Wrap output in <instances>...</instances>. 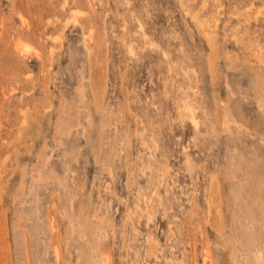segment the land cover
Listing matches in <instances>:
<instances>
[{"label": "rangeland", "instance_id": "rangeland-1", "mask_svg": "<svg viewBox=\"0 0 264 264\" xmlns=\"http://www.w3.org/2000/svg\"><path fill=\"white\" fill-rule=\"evenodd\" d=\"M0 264H264V0H0Z\"/></svg>", "mask_w": 264, "mask_h": 264}, {"label": "bare ground", "instance_id": "bare-ground-1", "mask_svg": "<svg viewBox=\"0 0 264 264\" xmlns=\"http://www.w3.org/2000/svg\"><path fill=\"white\" fill-rule=\"evenodd\" d=\"M224 117V116H223ZM224 121V120H223ZM224 125V124H223ZM39 227V226H38ZM39 229V228H38Z\"/></svg>", "mask_w": 264, "mask_h": 264}]
</instances>
